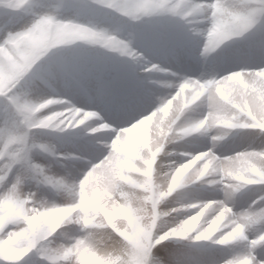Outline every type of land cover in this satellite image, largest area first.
Wrapping results in <instances>:
<instances>
[{
  "label": "clouds",
  "instance_id": "obj_1",
  "mask_svg": "<svg viewBox=\"0 0 264 264\" xmlns=\"http://www.w3.org/2000/svg\"><path fill=\"white\" fill-rule=\"evenodd\" d=\"M85 3L91 11L77 16L60 0H0V12L20 17L0 29V66L7 71L6 53L54 70L51 86L0 76V264H41L42 245L61 264H178L194 250L200 264H264V154L213 159L209 148L199 153L203 164L179 163L197 139L219 150L244 129L264 128V65L242 67L227 97L206 86L214 115L200 120L207 106L185 114L182 100L164 102L175 61L149 57L145 46L150 38L170 46L178 30L206 72L216 57L264 37V0ZM44 16L53 22L36 27ZM91 58L119 62L157 89L151 110L120 121L78 88L66 90L65 80H79L72 69ZM200 91L199 80L186 89L189 97ZM63 95L70 103L55 98ZM25 157L57 182L21 168ZM202 170L209 184L216 173L227 180L215 184L218 199L205 200L208 189L195 182Z\"/></svg>",
  "mask_w": 264,
  "mask_h": 264
},
{
  "label": "snow or ice",
  "instance_id": "obj_2",
  "mask_svg": "<svg viewBox=\"0 0 264 264\" xmlns=\"http://www.w3.org/2000/svg\"><path fill=\"white\" fill-rule=\"evenodd\" d=\"M211 3V0H208ZM59 7H67L71 9L77 16L88 14L91 10L88 9L85 0H60ZM20 17L13 14L12 11L7 13L0 12V29L3 27H11L15 25ZM52 16H44L37 23L51 24ZM67 25L59 26L66 27ZM26 33L18 32V36H23ZM9 41L15 40L11 34L8 37ZM145 46L148 49L149 57H157L162 61H175V73L172 75L171 82H162L163 87L169 89L164 92V102L172 101L176 103L182 100L185 106V114H190L197 108L207 109L199 113V119L204 120L206 116H212L211 103L204 94L206 86L214 85L217 92V97H227V88L233 81L239 78L240 69L242 67H256L264 65V37H258L250 41L245 47L246 52L229 50L225 54L216 57L213 62L207 66L206 72L202 71L200 66L193 62L191 53L193 44L185 40L178 30L173 32V40L170 46H163L158 39L150 38L146 40ZM240 46H237L239 48ZM8 69L7 71L0 66V76L8 75L9 78L29 79L31 82L44 86H51L50 82L54 79L53 69L48 67L34 66V63H17L10 55H7ZM151 68V64L148 65ZM79 73V80L71 82L65 80L64 88H78L81 92L89 96L91 103H100L105 105L110 112V115L120 121L130 122L136 119L138 114H147L151 110L154 96L157 94V89L146 88L142 80L129 67L120 64L119 62L104 58H91L86 64L77 65L74 69ZM199 73V75H194ZM207 73H211L208 75ZM27 74V76H26ZM105 76L108 78L106 79ZM200 81V92H197L192 97H189L186 89L193 86V81ZM246 87V82L241 84ZM55 98L63 100L65 103H70L67 95L56 96ZM175 98V99H174ZM229 102L230 101H226ZM26 107V105H25ZM233 111H239V106H233ZM249 117H252L251 112ZM254 118V117H252ZM183 119V117H182ZM70 138H66V141ZM264 128L252 127L243 130V133L234 139L232 143L225 144L223 148L216 150L215 145L204 140L197 139L194 141L189 154L183 155L179 161L181 164L193 167L194 163L203 164L199 153L209 152V148L213 150V159H224L225 157H234L238 152L264 154ZM53 159H56L53 156ZM208 159V157H204ZM21 168H27L31 172L43 176V180L47 183H56L54 176L44 175L45 169L40 167L38 162L31 161L25 157L20 164ZM214 184H209L212 179L206 171H201L199 176L195 177V182L204 185L208 192L205 195L207 199H218L219 193L215 188V184L227 183V180H222L219 173H216ZM35 179V175L30 176ZM11 179L16 183L20 182L21 177L14 169L11 173ZM241 204L248 202V197H241ZM199 211L198 208L191 209L187 215L192 216ZM35 254L39 257L41 264H61L62 257L57 256L54 251L47 246H39L36 248ZM202 251L194 250L193 252L182 256L178 260V264H200L199 256ZM68 255V250H65L63 257ZM23 264V262H22ZM28 264H32L31 261Z\"/></svg>",
  "mask_w": 264,
  "mask_h": 264
}]
</instances>
